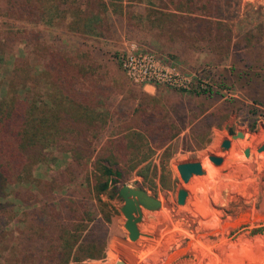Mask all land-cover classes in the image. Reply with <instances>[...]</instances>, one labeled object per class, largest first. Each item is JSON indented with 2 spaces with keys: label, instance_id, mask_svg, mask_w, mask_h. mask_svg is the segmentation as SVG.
<instances>
[{
  "label": "rangeland",
  "instance_id": "1",
  "mask_svg": "<svg viewBox=\"0 0 264 264\" xmlns=\"http://www.w3.org/2000/svg\"><path fill=\"white\" fill-rule=\"evenodd\" d=\"M162 2L123 1L127 5L120 14L119 11L117 14L111 11L113 27L105 37L68 32L58 19L52 23H32L0 16V96H5L7 85L13 82L20 88L22 96L28 94L46 99L54 90L42 74L48 52L56 47L72 55L82 45L83 49L94 50L92 55L97 58L98 64L101 63L99 71L104 72L102 75L108 82V97H103L104 105L98 111L107 116L109 122H118L122 114L133 109L143 95L157 99L158 106L165 108L179 124L186 122V128L168 149L151 155L138 167L148 173L147 182H154L156 188L153 190L146 186L145 189L162 202L157 210H143L139 222L141 235L135 241L129 238L124 226L125 217L119 210L123 205L121 198L116 195L109 199L103 195V199L112 206L111 220L107 222L103 213L98 215L95 212L97 219L89 226H92L94 234L98 232V226H102L103 232L105 230V257L87 259L83 264H117L121 260L122 264H166V259L180 247L187 249L167 264H264V221L250 222L247 219L241 226L226 231L222 229L223 222L239 217L243 209H247L248 217H251V213L259 209L264 201V151H257L264 143V0L230 1L224 11L228 16L224 22L233 31V41H240L241 49L232 47L229 52H223L221 45L215 44L213 36L200 40L194 33L193 25L182 23L169 29L163 28L168 18L163 13H169L163 9ZM213 2L224 6L226 0ZM5 6L6 1L0 0V12ZM168 19L178 21L173 16ZM9 30L13 33L9 34ZM225 41L226 38L222 42ZM35 47H38L37 52ZM97 49L102 54L98 51L95 55ZM138 52L151 53L160 63L192 76V85L197 77L201 78L204 86L213 85V80L220 73L228 76L226 81L231 89L221 90V98L233 97L237 102L229 109L216 110V121L221 120L222 124L210 129L209 141L202 147H198L201 138H195L192 133L195 128L192 115L200 111L198 101L184 92L188 89L164 83L145 85L134 82L119 63L118 56ZM233 62L240 68L238 72L248 71L249 76L239 77L238 72H228ZM246 63L261 68H249L244 65ZM15 64H18V69L13 70ZM256 72L262 77L255 76ZM213 87L217 89L216 85ZM255 99L260 104H255ZM218 104L214 98L207 101L204 107L214 108ZM253 108H257V115L250 113ZM184 114L186 118H181L184 119L182 121L180 116ZM223 114H226L224 120ZM156 118L159 116L153 120ZM115 125L113 127V123H108L99 129L94 140L105 141L114 136L117 132ZM239 130L244 132V137L233 140L227 152L221 153L218 149L215 153L224 138ZM219 134V143H214ZM92 136L95 135L88 134L89 139ZM246 147L250 148L248 157L243 152ZM210 154L222 156L223 162L214 165L208 159ZM197 160L201 161L205 173L194 175L184 183L177 165ZM69 161L67 153L50 150L47 159L35 165L33 176L49 179ZM154 164H158V175L152 172ZM210 165L215 168L209 170ZM80 181L81 178L76 179V183ZM125 183L131 186L143 184V178L134 172ZM181 187L188 192L183 205L177 204V192ZM68 188L73 191L76 184H70ZM93 207L96 208L94 204ZM14 210L9 208L0 215V264H23L21 256L27 252L32 254L30 258L34 256L35 264H57L53 255L56 252L52 251L50 241L41 238L39 231H31L34 236L29 235L30 231L21 232L20 224L15 223L18 217ZM103 212L106 214L107 210ZM32 217L35 227L39 226L38 217ZM50 251L53 255L51 259L48 258Z\"/></svg>",
  "mask_w": 264,
  "mask_h": 264
},
{
  "label": "trees",
  "instance_id": "2",
  "mask_svg": "<svg viewBox=\"0 0 264 264\" xmlns=\"http://www.w3.org/2000/svg\"><path fill=\"white\" fill-rule=\"evenodd\" d=\"M5 1L6 6L0 16L32 23H52L58 19L68 32L105 37L113 27L110 22L112 12L117 14L119 11L120 14L127 5L123 1L144 0ZM161 1L163 9L169 13L163 15L178 18V21H168L167 18L163 28L169 29L182 23L193 25L194 33L200 40L213 36L215 44L221 45L223 52H229L232 47L241 49L240 41H233V31L224 22L228 17L224 11L231 0H226L225 7L213 0ZM182 29L185 30L184 26ZM8 33L13 32L9 30ZM82 47L72 55L56 47L48 52L42 74L54 87L53 92L57 93L50 91L46 99L28 94L22 96L16 83L10 82L5 96H0V215L9 208H15L14 214L18 217L15 223L20 224L21 232L30 231L29 235L34 236L39 231L40 237L52 244L57 264H83L87 259L105 257V230L103 232L102 226H98V232L94 234L92 226H89L97 219L95 212L98 215L103 213L105 221L111 220L112 206L103 199V195L113 199L117 189L134 172L143 178V184H138L140 187L155 190L154 182H147L148 173L138 167L151 155L168 149L186 128V122L179 124L165 108L158 106L157 99L147 95H143L127 114H122L118 122H109L107 116L98 111L104 105L103 97H108V82L102 75L104 72L99 71L102 66L92 55L94 50ZM37 50L38 47H35ZM98 51L102 54L97 49L95 55ZM118 58L121 64L122 57ZM244 65L261 68L254 64ZM16 69L18 64L14 65L13 70ZM238 69L233 62L228 72L234 74ZM218 75L213 85L202 86L203 81L197 77L192 87L184 90L198 101L197 106L200 107L191 119L195 122L193 135L201 138L198 147L209 141L208 132L213 126L220 127L222 124L221 120L216 121V110L229 109L237 102L233 97L221 98V90H230L231 85L226 81V74ZM238 75L247 77L249 72L241 70ZM255 76L261 74L256 72ZM214 98L219 102L217 106L204 107L207 101ZM254 102L260 104L256 99ZM257 111L253 108L250 113L257 115ZM225 117L226 114H223L222 119ZM181 118H186V115L180 116V120L184 121ZM108 123H113V127L117 123L115 135L105 141L94 140L99 129ZM89 133L95 136L89 139ZM220 136L215 138V142L219 143ZM54 149L67 153L69 163L49 179L34 177L35 165L46 160L47 153ZM158 170V164H154L152 172L158 175ZM78 178H81L80 183H76ZM70 184H76L78 189L69 191ZM104 210H107L106 214ZM34 215L39 219V226L36 227L32 221ZM52 251L48 256L50 259ZM31 255L28 252L23 254L22 263L35 264Z\"/></svg>",
  "mask_w": 264,
  "mask_h": 264
},
{
  "label": "water",
  "instance_id": "3",
  "mask_svg": "<svg viewBox=\"0 0 264 264\" xmlns=\"http://www.w3.org/2000/svg\"><path fill=\"white\" fill-rule=\"evenodd\" d=\"M242 137H244V132L241 130L237 131L236 133H231L229 137L222 140L218 148L219 151L221 153L227 152L231 147L232 141ZM257 151H264V143H262L257 148ZM243 152L245 156L248 157L250 155V148L246 147ZM208 159L214 165H220L223 162V157L216 154H210ZM177 169L184 183H187L194 175H202L205 173L201 161L198 160L181 162L177 165ZM187 194L188 192L185 188H179L177 192V204L183 205L185 203ZM117 195L123 201V205L119 208V210L125 217L124 226L128 230L131 240H136L140 235L138 224L142 220L143 210H157L162 206V202L154 195L149 194L146 189L140 187L139 185L131 186L125 183L117 189ZM246 214H248V210L243 209L242 214L239 217H233V219L230 220L232 225L229 224L228 226H231V228L234 227L233 224L235 226H241V224L246 222L245 219H243L244 221L239 224L235 222L237 219H242L241 216L246 217ZM254 215L256 220L264 221V201L260 205V208L255 210ZM185 249L186 247L180 248L174 253V255L178 256L183 254ZM117 264L120 263L118 262Z\"/></svg>",
  "mask_w": 264,
  "mask_h": 264
},
{
  "label": "built area",
  "instance_id": "4",
  "mask_svg": "<svg viewBox=\"0 0 264 264\" xmlns=\"http://www.w3.org/2000/svg\"><path fill=\"white\" fill-rule=\"evenodd\" d=\"M121 65L136 83H164L172 87L189 89L192 76L180 72L175 67L160 63L151 53L138 52L122 57Z\"/></svg>",
  "mask_w": 264,
  "mask_h": 264
},
{
  "label": "bare ground",
  "instance_id": "5",
  "mask_svg": "<svg viewBox=\"0 0 264 264\" xmlns=\"http://www.w3.org/2000/svg\"><path fill=\"white\" fill-rule=\"evenodd\" d=\"M208 168H210L209 170H211V169H214L215 167H213V166H209ZM246 217H244V216H241L242 217V219H237V221L235 222V223H242L244 220L243 219H245L246 221H247V219H249V221L250 222H258L259 220H256V217H255V215H254V213L251 215V217H248V214H246L245 215ZM227 224V225H226ZM229 224H231V221H228V222H224L223 224H222V229L224 230V231H226V230H228V229H230L231 228V226H228ZM232 225V224H231ZM233 226L235 227V225L233 224ZM186 250V249H185ZM174 257V256H173ZM168 259V258H167ZM167 261V260H166Z\"/></svg>",
  "mask_w": 264,
  "mask_h": 264
},
{
  "label": "crops",
  "instance_id": "6",
  "mask_svg": "<svg viewBox=\"0 0 264 264\" xmlns=\"http://www.w3.org/2000/svg\"><path fill=\"white\" fill-rule=\"evenodd\" d=\"M216 133H217V131L215 132V134H216ZM214 142H215V141H214ZM216 142H217V141H216ZM231 144H232V143H231ZM218 148H219V147H218ZM218 148L216 149L215 153L217 152ZM144 189H145V188H144ZM146 190H147V189H146ZM154 196H155V195H154ZM155 197H156V196H155ZM157 198H158V197H157ZM158 199H159V198H158ZM159 200H160V199H159ZM253 213H255V212H253ZM253 213H251V215H252ZM138 227H139V224H138ZM127 231H128V230H127ZM139 231H140V229H139ZM128 233H129V232H128ZM140 235H141V231H140ZM140 235H139V236H140ZM139 236H138V237H139ZM138 237H137V238H138ZM129 238H130V237H129ZM130 239H131V238H130ZM132 241H135V240H132ZM180 248H183V247H180ZM180 248H179V249H180ZM179 249H178V250H179ZM186 249H187V248H186ZM174 253H175V252H174ZM174 253L171 254V255L168 257V259H166V260H167V261H166V264L169 263V262H171V261L174 260L175 258H177V256L174 255ZM173 256H174V257H173ZM178 256H179V255H178ZM122 262H123V261L121 260L119 263L122 264ZM123 264H124V263H123Z\"/></svg>",
  "mask_w": 264,
  "mask_h": 264
},
{
  "label": "flooded vegetation",
  "instance_id": "7",
  "mask_svg": "<svg viewBox=\"0 0 264 264\" xmlns=\"http://www.w3.org/2000/svg\"><path fill=\"white\" fill-rule=\"evenodd\" d=\"M256 210V209H255Z\"/></svg>",
  "mask_w": 264,
  "mask_h": 264
}]
</instances>
